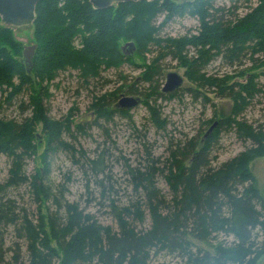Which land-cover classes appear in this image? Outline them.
<instances>
[{
	"label": "trees",
	"instance_id": "trees-1",
	"mask_svg": "<svg viewBox=\"0 0 264 264\" xmlns=\"http://www.w3.org/2000/svg\"><path fill=\"white\" fill-rule=\"evenodd\" d=\"M239 9L246 11L240 15ZM162 14L164 20L156 25L157 17ZM183 15L197 19V35L159 37L160 29L169 19ZM31 24L37 48L29 65L23 58L14 57L20 45L12 39L11 27H0V96L5 95L3 101L10 103L22 92H29L27 107L31 109L30 116L19 122L0 118V155L10 159L12 165L7 182L0 186V227H14L17 236L27 241L28 264H52L59 258V264H146L149 254L162 250L177 254L183 261L180 264H254L264 253L263 248L252 250L251 243L252 230L259 228L264 232V191L259 193L252 187L247 161L264 154L263 137L256 139L250 127L236 122L235 116L261 92L256 81L264 76V0H152L150 3L138 0L104 10H94L88 0H41L35 6ZM75 40H80L79 48L74 46ZM120 40L133 41L144 53L158 50L156 60L141 75V81L148 84V92L135 93L143 96L145 103L154 97L176 96L177 92L161 93L159 86L162 73L157 63L170 57L183 60L184 75L195 85L187 89L193 100L200 91L230 98L234 101L231 114L218 121L207 138L200 139L198 151L195 152L197 144L191 139L184 147L177 144L170 152L174 164H170L167 175L172 190L169 202L155 186L153 166L148 173L131 172L135 189L140 188L144 193L150 218L147 228L135 230L125 218L119 217V230L110 232L68 202L64 205L63 218L49 215L46 222V216L42 215L35 223L26 217L18 218L3 195L5 187L28 183L36 200L47 201L50 194L43 181L49 173L48 152L62 144L60 134L66 127L44 116L39 96L33 95L35 87L59 69H78L79 77L87 83L99 80L101 71L109 68L117 69L127 63L136 65L130 55L122 53ZM190 49L194 53L188 57ZM217 57L226 66L240 65L247 58L252 69L261 71L257 74L240 71L232 76L235 81L231 84V76L206 77L202 71ZM246 74L245 83L241 84L236 78ZM114 95L115 92L105 93L94 103L98 119L108 120L109 113L126 110L115 108L114 103L108 112L106 104ZM148 109L152 111L153 124L158 126V110L154 105ZM39 124L46 136L44 168L38 177L28 181L21 169L36 153L34 142L41 143L42 137L35 133ZM222 129L235 130L239 138L252 139L256 147L217 169L203 170L208 164V148ZM184 161L187 166L182 164ZM142 215L136 205L133 216L141 219ZM187 232L200 241L210 234L225 233L235 240V245L230 251L216 249L214 254L200 255V251L193 253L189 249ZM248 251L254 255L253 259H246ZM0 264L14 263L3 262L0 251Z\"/></svg>",
	"mask_w": 264,
	"mask_h": 264
},
{
	"label": "rangeland",
	"instance_id": "rangeland-1",
	"mask_svg": "<svg viewBox=\"0 0 264 264\" xmlns=\"http://www.w3.org/2000/svg\"><path fill=\"white\" fill-rule=\"evenodd\" d=\"M144 1L150 3L152 0ZM219 3L221 2L217 4ZM245 11V9H239L237 13L242 15ZM163 20L164 14L159 15L156 25ZM5 26L10 25L0 21V27ZM10 27L12 39L20 45L19 53L14 57L22 60L23 47L37 45L34 40L33 26L31 23H26ZM198 32L197 19L183 15L169 19L160 29L159 37L176 39L197 35ZM127 42L130 40H120L119 46ZM79 43L80 40H75L74 46L79 48ZM157 51L152 49L144 53L135 47L130 57L137 67L127 63L117 69L109 68L101 71L99 80H90L86 83L79 77L78 69L66 68L59 69L53 77L38 83L39 86L35 87L33 95L39 96L44 116L51 122L63 124L66 127L60 134L62 144L48 152L49 158L46 162H48L49 173L47 179L43 181L50 194L47 201L36 200L28 183L5 187L3 195L18 218L26 217L33 223L39 221L42 215L46 216V222L49 215L63 218L64 205L68 202L86 218L110 232L119 230V217L125 218L135 230H142L150 225V218L148 209L144 205V193L140 188L135 189L131 172L136 170L148 173L152 166L156 169L153 176L156 188L167 202L171 200L172 190L167 181V175L170 164L174 163L170 161L172 158L170 152L176 148L177 144L182 148L191 139H194L197 144L195 152L198 151L200 139L212 121L224 120L231 114L234 101L230 98H218L216 94L202 93V91L199 92L196 100H193L187 89L195 85L190 83L184 75L186 68L182 65L183 60L167 57L157 63L162 73V79L159 81L160 89L168 72L182 75L183 85L172 99L154 97L148 104L145 103L144 97L135 93L146 95L148 92V84L141 81V75L156 60ZM193 53L190 49L187 56L190 57ZM251 66L252 63L247 58H243L240 65L235 63L233 66H226L221 62L220 57H217L202 72L206 77L211 75L220 78L232 77L243 70L248 74L251 72L257 74L261 71L259 68L252 69ZM245 76L248 75L234 78L240 79L243 84ZM104 80L108 82L104 83ZM233 81L235 79L233 80L232 77L229 84ZM256 82L261 92L238 112L235 121L249 126L256 139L263 137L264 145V76H260ZM110 92H115V95L106 104L108 112L112 110L113 104L121 95L137 96L143 101L129 110H124L123 113H109L108 120L98 119L93 105L101 95ZM4 96H0L1 119L19 122L24 117L30 116L31 109L27 107L29 92H22L10 103L3 101ZM152 105L159 113L158 126L153 124L152 111L148 109V106ZM35 133L42 137L41 143L34 142L36 153L24 162L21 169L28 181H31L34 176L38 177L44 168L43 151L46 136L42 132L41 124L36 126ZM255 147L256 144L252 139L245 140L239 138L235 130L222 129L215 143L208 148L206 155L208 164L203 170L217 169L225 162ZM182 164L187 166V161ZM11 167L10 159L0 155V186L7 182ZM247 171L252 178V187L259 193L264 191V154L248 160ZM136 205L143 213L141 219L133 216ZM125 210L128 212L125 213ZM251 236L252 250L261 248L264 250V232L256 228L252 230ZM0 237L3 262L28 264V243L24 238L17 236L14 227H0ZM186 239L191 252L195 253L198 250L200 255L205 252L214 254L216 249H220V252L230 251V247L235 245V240L225 233L210 234L204 241H200L187 232ZM51 245L55 246V242ZM253 256L248 251L246 259H253ZM181 260L177 254L162 250L158 254H149L146 264H180L183 262ZM59 262L60 258L54 259L52 264H59ZM254 264H264V253L256 259Z\"/></svg>",
	"mask_w": 264,
	"mask_h": 264
},
{
	"label": "water",
	"instance_id": "water-1",
	"mask_svg": "<svg viewBox=\"0 0 264 264\" xmlns=\"http://www.w3.org/2000/svg\"><path fill=\"white\" fill-rule=\"evenodd\" d=\"M41 0H0V19L10 26L32 23L36 4ZM94 10L108 9L119 3L137 2L138 0H88ZM188 1V0H179ZM134 43L127 42L121 46V51L125 56L130 55L134 50ZM36 49V45L24 46L22 50L23 61L26 65L30 64L31 58ZM184 77L176 72H168L160 91L163 94H170L179 90L183 85ZM141 98L137 96L121 95L114 107L117 109L129 110L137 106ZM218 121L204 133L203 138H207L216 128Z\"/></svg>",
	"mask_w": 264,
	"mask_h": 264
},
{
	"label": "flooded vegetation",
	"instance_id": "flooded-vegetation-1",
	"mask_svg": "<svg viewBox=\"0 0 264 264\" xmlns=\"http://www.w3.org/2000/svg\"><path fill=\"white\" fill-rule=\"evenodd\" d=\"M126 96V95H125ZM215 121H217V120H215ZM213 122H214V120L212 121V124H213ZM211 126V125H210ZM217 127V126H216Z\"/></svg>",
	"mask_w": 264,
	"mask_h": 264
}]
</instances>
